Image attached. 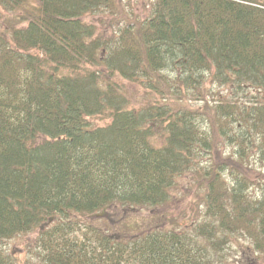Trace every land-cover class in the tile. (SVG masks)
<instances>
[{
  "label": "trees",
  "instance_id": "16d2710c",
  "mask_svg": "<svg viewBox=\"0 0 264 264\" xmlns=\"http://www.w3.org/2000/svg\"><path fill=\"white\" fill-rule=\"evenodd\" d=\"M117 10L0 0V241L39 227L41 264H216L238 232L264 256V0ZM104 11L110 34L90 20ZM186 173L202 189L188 227L117 237L78 216L167 204Z\"/></svg>",
  "mask_w": 264,
  "mask_h": 264
},
{
  "label": "rangeland",
  "instance_id": "374dc122",
  "mask_svg": "<svg viewBox=\"0 0 264 264\" xmlns=\"http://www.w3.org/2000/svg\"><path fill=\"white\" fill-rule=\"evenodd\" d=\"M148 2L149 0H114L115 9L123 11L127 10L128 12L130 10L133 11L131 14H128L132 15L131 17H128L130 20H134L140 16L142 17L145 5ZM104 12L105 14L99 12L92 15L90 20L96 25L98 31L110 34L115 28H113L114 25L111 26L112 23L109 24L106 20L109 19V16H111L112 13L109 11ZM115 14H117V12H114L113 15L115 16ZM116 19H119V15ZM119 82L122 83L128 92L131 104H139L144 98H146L145 90L137 83L122 80ZM206 85L209 87L210 83H206ZM92 121L99 125H104L108 122L104 115H96L95 117H92ZM157 138L155 137V140ZM226 149L227 148L217 142L215 151L220 157L225 155L227 152ZM214 154L217 155L216 153ZM253 165L255 164L253 163ZM253 165L251 166L252 171L255 169ZM257 173H259L258 176L264 173V168L257 167L254 171V175ZM189 176H191V174L186 173L177 177L175 184L171 189L170 200L167 204L159 207H138L118 212L115 210L114 212L112 210H108V212L101 210L87 215L78 216L85 222L90 221L99 226L103 225L104 227H100L102 230H107L117 237H120L123 234H125V236H130L138 233L139 230H144L150 227V225L154 224L156 220H159L157 223L161 227H167L169 223H174L173 227L176 225L175 227L179 229L188 227V225L190 226L194 223L191 221L195 220V215L199 213L200 206L196 205V203L199 202L198 198L202 192V189L200 191L199 185L195 182L194 177L198 178V176L193 175L192 179ZM50 220L51 219L48 221ZM171 220L175 221L172 222ZM52 222H56V219L46 224H42V227L40 228H47ZM38 230L39 227H36L27 233L17 234L11 238L0 241V252H2L1 255L5 257L4 262L7 264H41L37 258V253L40 251L36 239L38 236ZM248 241L249 240H247L242 233L236 232L232 234L226 242L229 246V249L224 253L226 258L223 262L216 264H264V256L254 253L252 251L253 247Z\"/></svg>",
  "mask_w": 264,
  "mask_h": 264
}]
</instances>
